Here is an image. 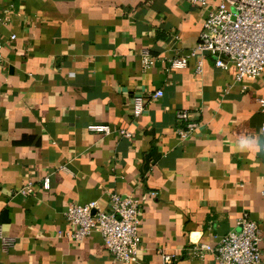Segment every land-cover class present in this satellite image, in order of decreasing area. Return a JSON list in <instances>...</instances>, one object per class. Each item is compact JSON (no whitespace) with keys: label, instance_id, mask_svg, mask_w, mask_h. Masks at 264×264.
<instances>
[{"label":"crops","instance_id":"1","mask_svg":"<svg viewBox=\"0 0 264 264\" xmlns=\"http://www.w3.org/2000/svg\"><path fill=\"white\" fill-rule=\"evenodd\" d=\"M217 2L0 0V227L13 237L0 264H125L97 232L65 236L68 204L106 210L110 193L138 200L140 240L128 264H165L163 253L169 264H218L210 252L192 257L187 249L214 245L242 212L259 229L264 264V114L256 102L264 66L235 82L232 63L217 68L209 57L199 74L192 60L167 65L195 43ZM142 49L152 58L146 69ZM155 90L161 96L149 97ZM135 94L144 97L137 117ZM177 111L195 123L184 136ZM246 137L258 150L241 148ZM28 183L30 194H21Z\"/></svg>","mask_w":264,"mask_h":264},{"label":"built area","instance_id":"2","mask_svg":"<svg viewBox=\"0 0 264 264\" xmlns=\"http://www.w3.org/2000/svg\"><path fill=\"white\" fill-rule=\"evenodd\" d=\"M192 6L205 7L208 0H182ZM211 58L213 66L225 68L227 63L234 67L233 80L243 77H258L264 66V0H218L203 18L201 30L195 43L184 53L167 59V65L173 69L186 67L189 60L193 63V72L202 71L204 59ZM140 64L148 68L152 58L146 49L139 52ZM161 96L155 90L149 97ZM258 110L264 114V97H257ZM144 97L135 94L131 98V115L137 117L143 110ZM177 119L185 121V128L178 130L184 136L195 123L187 122L189 116L185 111L175 113ZM89 131L108 134L110 127L106 124H91ZM119 136L129 137L130 132L118 129ZM262 138L261 150L264 151V120L259 124ZM59 168H62L59 167ZM41 187L48 189V178L43 177ZM21 194H30L31 188L20 187ZM153 194L154 192H151ZM260 194L264 201V185ZM107 209H100L95 201L84 204L70 203L63 212L65 222L71 230L65 236L75 240L91 232L100 235L105 250L114 261L132 263L136 260L139 245L137 224L139 216L138 200L131 195L110 193ZM236 229L221 235L214 245L196 242L187 250L192 257H199L203 252H210L218 264H261L259 241L260 233L256 222L242 212L235 220ZM13 244V237L2 234L0 227V249L7 251ZM162 262L172 261L170 254H161Z\"/></svg>","mask_w":264,"mask_h":264},{"label":"clouds","instance_id":"3","mask_svg":"<svg viewBox=\"0 0 264 264\" xmlns=\"http://www.w3.org/2000/svg\"><path fill=\"white\" fill-rule=\"evenodd\" d=\"M241 148H256L258 150V146L255 144L253 138H244L241 141Z\"/></svg>","mask_w":264,"mask_h":264}]
</instances>
